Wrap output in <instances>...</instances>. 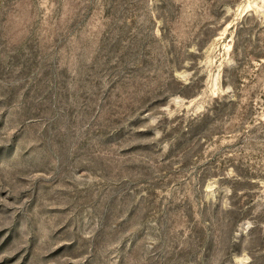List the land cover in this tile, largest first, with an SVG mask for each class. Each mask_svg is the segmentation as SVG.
Here are the masks:
<instances>
[{"label":"rangeland","instance_id":"obj_1","mask_svg":"<svg viewBox=\"0 0 264 264\" xmlns=\"http://www.w3.org/2000/svg\"><path fill=\"white\" fill-rule=\"evenodd\" d=\"M0 264H264V0H0Z\"/></svg>","mask_w":264,"mask_h":264}]
</instances>
